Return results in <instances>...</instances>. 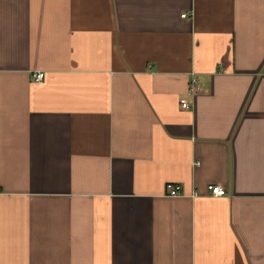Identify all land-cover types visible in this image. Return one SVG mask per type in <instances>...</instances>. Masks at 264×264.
<instances>
[{
  "label": "crops",
  "instance_id": "crops-1",
  "mask_svg": "<svg viewBox=\"0 0 264 264\" xmlns=\"http://www.w3.org/2000/svg\"><path fill=\"white\" fill-rule=\"evenodd\" d=\"M0 264H264V0H0Z\"/></svg>",
  "mask_w": 264,
  "mask_h": 264
},
{
  "label": "built area",
  "instance_id": "built-area-1",
  "mask_svg": "<svg viewBox=\"0 0 264 264\" xmlns=\"http://www.w3.org/2000/svg\"><path fill=\"white\" fill-rule=\"evenodd\" d=\"M187 15H183L182 17H186ZM35 81L40 82L43 80L44 78V73H37L34 75ZM199 81L197 80L196 76H193L191 82H190V86H189V95L194 96L198 91H199ZM180 105L183 109H189L191 107L190 102L188 101V99L186 98H182L180 100ZM199 165V163H197V166ZM208 193L209 195L213 196V197H223L226 195V191L224 187L221 186H217V185H209L207 187ZM167 195L169 197H182L185 196L182 193V188L180 186L177 185H173V184H169L167 185ZM192 198H196L198 197L197 193L192 194L191 196Z\"/></svg>",
  "mask_w": 264,
  "mask_h": 264
}]
</instances>
